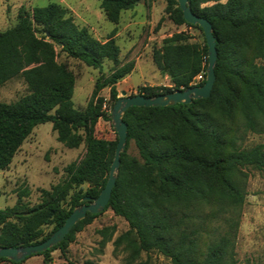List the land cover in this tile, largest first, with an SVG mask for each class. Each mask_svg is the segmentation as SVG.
I'll list each match as a JSON object with an SVG mask.
<instances>
[{
    "label": "trees",
    "instance_id": "16d2710c",
    "mask_svg": "<svg viewBox=\"0 0 264 264\" xmlns=\"http://www.w3.org/2000/svg\"><path fill=\"white\" fill-rule=\"evenodd\" d=\"M138 1L102 0L100 9L116 24L119 13L133 9ZM164 1L175 25L201 31L185 23L175 0ZM188 5L212 27L215 82L207 99L165 108L134 107L123 115L126 148L104 211L128 225L114 242L130 252L128 264H149V258L136 263L141 254L162 256L170 264H237L235 243L247 171H264V144L243 145L246 134H264V0H188ZM55 47L94 70L111 62L112 70L99 78L96 88L109 87L112 104L118 99L115 85L134 68L133 62L119 66L113 40L95 41L56 4L31 10L22 6L16 24L0 32V87L21 77L29 90L14 103H0V171L39 125L50 123L57 141L68 149L85 145L84 157L64 168V180L41 192L42 204L28 209L22 204L27 192H22L13 207L0 210V248L46 240L74 208L88 204L84 198L98 197L113 160L117 136L114 142L95 136L98 120L110 122V114L101 112L100 103H90L84 111L72 107L73 80L65 64L56 61ZM152 62L172 87L139 88L138 95L146 98L193 87L201 73L204 79L197 86H202L207 47L174 34L152 51ZM130 141L137 159L126 153ZM85 184V194L73 193L70 209L63 208L70 191ZM98 215L87 214L61 243L36 256L51 264L53 251L65 255L76 234ZM10 220L21 221V226ZM46 225L52 230L42 236Z\"/></svg>",
    "mask_w": 264,
    "mask_h": 264
},
{
    "label": "rangeland",
    "instance_id": "374dc122",
    "mask_svg": "<svg viewBox=\"0 0 264 264\" xmlns=\"http://www.w3.org/2000/svg\"><path fill=\"white\" fill-rule=\"evenodd\" d=\"M102 0H28L22 6L28 10L35 7H46L56 4L67 12L73 24L78 29H86L95 41L104 44L113 40L119 48V66L133 62L132 72L119 81L115 88L118 98L124 92L127 97L138 95V89L143 87L171 88L170 80L159 73L152 62V51L162 46L163 40L174 34H184L190 44L203 47L205 40L197 28L175 25L165 12L164 0H139L137 5L128 11L119 13L116 24L107 20L100 9ZM227 0H220L225 3ZM8 10L0 12V32L16 24L17 8L15 4L4 3ZM211 5L208 4V6ZM15 6V7H14ZM21 6V7H22ZM57 62L65 64L73 80V90L70 99L74 109L84 111L88 105L100 103L101 112L110 114L113 104L110 101L109 87L96 88V82L101 76L107 77L113 68L108 61L103 62L101 71L86 67L81 62L66 57L55 47ZM264 63V61H263ZM198 80L200 84L204 77ZM29 94V90L21 77L14 78L0 87V103H14ZM95 136L108 142H114L116 134L111 122L98 120ZM264 144V134H246L243 145L251 147ZM126 153L131 158H138V153L132 141L128 143ZM85 155V145L82 143L76 149H68L57 141V135L52 131V125L46 123L36 126L14 155L9 166L0 171V210L13 207L18 194L27 192L22 199L28 209L43 203L41 192L49 191L51 187L60 184L64 178V168L78 163ZM246 181V197L240 210L237 228L235 253L237 264H264V171L248 170ZM88 185L76 187L70 191L63 208L70 209V195L85 194ZM17 226L21 221L10 220ZM215 226V225H214ZM42 236L48 235L52 226L41 228ZM128 230L127 223L115 216L110 210L100 213L81 232L67 249L65 255L59 251L51 253V264H84L87 261L96 264H128L130 252L124 245L115 247V240ZM149 258V264H170L162 256L144 254L136 263ZM0 264H10L0 262ZM20 264H43L41 256H32Z\"/></svg>",
    "mask_w": 264,
    "mask_h": 264
},
{
    "label": "water",
    "instance_id": "95a60500",
    "mask_svg": "<svg viewBox=\"0 0 264 264\" xmlns=\"http://www.w3.org/2000/svg\"><path fill=\"white\" fill-rule=\"evenodd\" d=\"M175 2L178 4L185 23L191 26H198L202 31L207 47V66L205 70L204 84L202 86H193L184 90H177L149 98L140 95L127 97L126 94L122 92L121 98L116 100L110 111V122L116 133L117 143L114 150L113 160L110 164L106 184L98 197L93 200L87 197L84 198L83 202H88V204H82L74 208L64 221L63 225L43 242L17 248H0V259H6L12 263L19 264L29 257L44 253L61 243L73 227L85 219L87 214L97 215L104 211L115 185L120 165V154L126 148L127 128L123 122V115L128 109L134 107L165 108L179 104L187 105L191 104L192 101L207 99L210 96L215 82L214 67L216 64L215 39L212 27L207 20L192 13L188 5V0H175Z\"/></svg>",
    "mask_w": 264,
    "mask_h": 264
},
{
    "label": "crops",
    "instance_id": "0c3cea01",
    "mask_svg": "<svg viewBox=\"0 0 264 264\" xmlns=\"http://www.w3.org/2000/svg\"><path fill=\"white\" fill-rule=\"evenodd\" d=\"M23 1H28V0H0V12H1V14L3 15L4 11L8 10V7H6V5L4 4L5 2L7 4H9V3L10 4H15V3L19 2L17 8H20L23 5L22 4Z\"/></svg>",
    "mask_w": 264,
    "mask_h": 264
},
{
    "label": "built area",
    "instance_id": "2783aa9c",
    "mask_svg": "<svg viewBox=\"0 0 264 264\" xmlns=\"http://www.w3.org/2000/svg\"><path fill=\"white\" fill-rule=\"evenodd\" d=\"M202 79V76L199 74V75H197L194 79H193V82H192V84H193V86H196V83L195 82H198V80H201Z\"/></svg>",
    "mask_w": 264,
    "mask_h": 264
}]
</instances>
